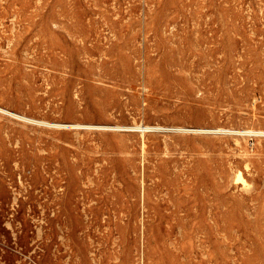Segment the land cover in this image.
<instances>
[{
	"label": "rangeland",
	"instance_id": "374dc122",
	"mask_svg": "<svg viewBox=\"0 0 264 264\" xmlns=\"http://www.w3.org/2000/svg\"><path fill=\"white\" fill-rule=\"evenodd\" d=\"M0 264H264V0H0Z\"/></svg>",
	"mask_w": 264,
	"mask_h": 264
},
{
	"label": "bare ground",
	"instance_id": "6f19581e",
	"mask_svg": "<svg viewBox=\"0 0 264 264\" xmlns=\"http://www.w3.org/2000/svg\"><path fill=\"white\" fill-rule=\"evenodd\" d=\"M150 126L149 125H146V126H144V129H146V128H149ZM241 176L239 175V178H240Z\"/></svg>",
	"mask_w": 264,
	"mask_h": 264
}]
</instances>
